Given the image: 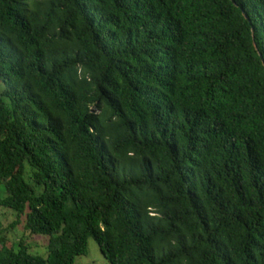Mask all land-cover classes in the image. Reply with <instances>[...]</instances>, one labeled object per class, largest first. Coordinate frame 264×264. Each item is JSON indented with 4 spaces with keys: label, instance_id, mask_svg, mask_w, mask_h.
<instances>
[{
    "label": "trees",
    "instance_id": "1",
    "mask_svg": "<svg viewBox=\"0 0 264 264\" xmlns=\"http://www.w3.org/2000/svg\"><path fill=\"white\" fill-rule=\"evenodd\" d=\"M0 264H264V0H0Z\"/></svg>",
    "mask_w": 264,
    "mask_h": 264
},
{
    "label": "rangeland",
    "instance_id": "2",
    "mask_svg": "<svg viewBox=\"0 0 264 264\" xmlns=\"http://www.w3.org/2000/svg\"><path fill=\"white\" fill-rule=\"evenodd\" d=\"M16 219L15 213L11 209L0 207V235H5L8 240H18L23 238L29 245L32 252L46 254V238L44 236L30 235L23 229L22 222L17 223L14 227H10ZM87 254L77 256L75 264H108L101 254L97 243L91 238H88Z\"/></svg>",
    "mask_w": 264,
    "mask_h": 264
}]
</instances>
